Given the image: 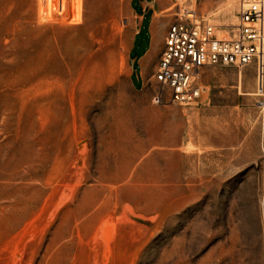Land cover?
<instances>
[{
	"label": "rangeland",
	"instance_id": "rangeland-1",
	"mask_svg": "<svg viewBox=\"0 0 264 264\" xmlns=\"http://www.w3.org/2000/svg\"><path fill=\"white\" fill-rule=\"evenodd\" d=\"M238 1L156 17L191 9L225 38ZM139 14L0 0V264H264L255 64L205 67L198 99L156 106L153 75L131 78Z\"/></svg>",
	"mask_w": 264,
	"mask_h": 264
},
{
	"label": "built area",
	"instance_id": "built-area-1",
	"mask_svg": "<svg viewBox=\"0 0 264 264\" xmlns=\"http://www.w3.org/2000/svg\"><path fill=\"white\" fill-rule=\"evenodd\" d=\"M228 38H219L217 27L201 21L196 11L178 10L165 34L156 72L152 76V103L181 105L198 99L200 74L205 67L254 63L259 94L264 93V0H239L238 23L226 27Z\"/></svg>",
	"mask_w": 264,
	"mask_h": 264
},
{
	"label": "crops",
	"instance_id": "crops-1",
	"mask_svg": "<svg viewBox=\"0 0 264 264\" xmlns=\"http://www.w3.org/2000/svg\"><path fill=\"white\" fill-rule=\"evenodd\" d=\"M133 5H137L139 9V22L137 24V30L130 47V53H134L137 49L142 50L137 56H135L134 61H136V69L133 70L131 74L132 83L135 87H140V91L144 90L145 80L156 72L159 56L163 49V43L166 31L168 29L169 23L166 20L159 19L156 15L163 13L168 9L170 4L168 0H132ZM175 6V5H174ZM171 7L169 10H171ZM145 20H147V25H144ZM237 23H238V7H237ZM237 23L235 25H237ZM233 25V26H235ZM233 26H223L228 37L231 35L226 27ZM217 34V30H216ZM218 35V34H217ZM219 37V36H218ZM225 37V38H228ZM142 38V44L139 47V39ZM221 38V37H219ZM204 69V68H203ZM202 69V70H203ZM202 72V71H201Z\"/></svg>",
	"mask_w": 264,
	"mask_h": 264
},
{
	"label": "bare ground",
	"instance_id": "bare-ground-1",
	"mask_svg": "<svg viewBox=\"0 0 264 264\" xmlns=\"http://www.w3.org/2000/svg\"><path fill=\"white\" fill-rule=\"evenodd\" d=\"M240 79H242V73H240ZM258 91V90H257ZM259 92V91H258ZM257 95V94H256ZM260 95V94H259ZM262 96V95H261Z\"/></svg>",
	"mask_w": 264,
	"mask_h": 264
}]
</instances>
